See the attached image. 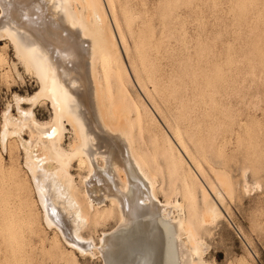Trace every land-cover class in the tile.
<instances>
[{
  "label": "rangeland",
  "instance_id": "rangeland-1",
  "mask_svg": "<svg viewBox=\"0 0 264 264\" xmlns=\"http://www.w3.org/2000/svg\"><path fill=\"white\" fill-rule=\"evenodd\" d=\"M113 5L114 13L107 11V20L119 39L123 67L127 69L122 82L129 81L123 85L134 106L139 107L132 114V119L138 115L133 129L134 142L138 149L145 148L157 180L159 199H180L191 219L197 218L201 211L199 191L185 168L175 164L178 176H183L195 188L198 202L194 199L193 204L184 197L181 183L163 158L164 153L169 155L163 137L167 134L172 139L173 130L177 129L188 147L184 145L188 154L185 157L183 154V159L196 170L201 183L208 189L210 186L218 189L217 181L221 179L232 187L230 196H225L223 204L219 203L221 216L211 224L196 228L197 239L208 248L203 261L205 264H264V0H114ZM125 15L128 23L123 26L121 20ZM144 38H148L145 53L139 61L134 48ZM0 48L5 60L0 65L1 130L7 106L17 116L14 95L32 97L38 91V84L33 74L16 60L7 41H1ZM11 63L21 79L16 77ZM215 68L219 74L214 72ZM139 82L144 86L141 89ZM21 107L28 110L31 105ZM32 110L39 122L51 119L45 100H38ZM66 128L63 147L69 149L76 139L70 127ZM22 137L28 140L26 132ZM2 152L0 211L4 212H0V233L3 231L0 264H104L99 257L81 256L71 250L54 230L45 226L30 179L21 167L23 152H19L15 141ZM97 164L102 165V161L97 160ZM70 173L80 192L86 167L74 161ZM107 206L110 210L108 203ZM110 215L97 225L85 227L81 235L99 244L105 234L117 228V212L111 210Z\"/></svg>",
  "mask_w": 264,
  "mask_h": 264
},
{
  "label": "bare ground",
  "instance_id": "bare-ground-1",
  "mask_svg": "<svg viewBox=\"0 0 264 264\" xmlns=\"http://www.w3.org/2000/svg\"><path fill=\"white\" fill-rule=\"evenodd\" d=\"M113 1L0 0V42L7 41L16 60L33 74L38 84V91L32 97L14 95L16 117L10 113V105L4 111L1 148L4 151L11 141L17 143L19 152L24 154L21 167L30 179L43 223L81 256L99 257L104 264H205L202 256L207 245L197 239L196 228L211 224L221 216L219 205L223 204L225 196H230L232 187L221 179L217 181L218 189L214 186L208 189L201 183L199 174L183 159V154L185 157L188 153L176 129L173 134L170 132L172 139L167 134L163 137L169 150V155L162 153L163 158L191 204L197 200L192 183L197 187L201 211L197 218L191 219L180 199H159L157 180L145 148L138 149L134 142L133 129L138 115L135 120L132 114L137 113L139 107L134 106V100L126 91L125 80L122 82L127 69L123 67L119 39L107 20V11L114 13ZM127 17H122L123 26L128 23ZM147 39H141L134 48L139 61L144 57ZM2 55L0 52V65L5 61ZM12 68L21 79L15 65L12 64ZM38 100L48 102L51 119L47 122H39L34 116L32 109ZM22 104L31 108L23 109ZM66 127H70L76 139L69 149L63 147ZM25 132L28 140L22 137ZM97 160H101L102 165H98ZM74 161L86 167L80 192L70 173ZM176 163L185 168L191 185L182 178L184 173L178 176ZM111 210L117 212V228L105 234L99 244L81 235L85 227L97 225L111 216ZM15 256H12L14 262Z\"/></svg>",
  "mask_w": 264,
  "mask_h": 264
}]
</instances>
